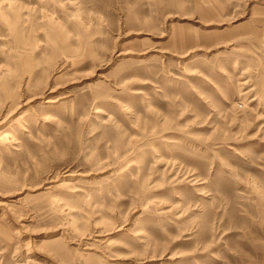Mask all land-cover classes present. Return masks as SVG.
I'll list each match as a JSON object with an SVG mask.
<instances>
[{
	"label": "rangeland",
	"instance_id": "obj_1",
	"mask_svg": "<svg viewBox=\"0 0 264 264\" xmlns=\"http://www.w3.org/2000/svg\"><path fill=\"white\" fill-rule=\"evenodd\" d=\"M0 264H264V0H0Z\"/></svg>",
	"mask_w": 264,
	"mask_h": 264
}]
</instances>
